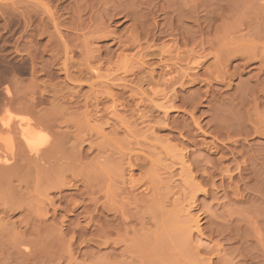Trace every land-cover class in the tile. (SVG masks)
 I'll list each match as a JSON object with an SVG mask.
<instances>
[{"label":"rangeland","instance_id":"1","mask_svg":"<svg viewBox=\"0 0 264 264\" xmlns=\"http://www.w3.org/2000/svg\"><path fill=\"white\" fill-rule=\"evenodd\" d=\"M262 110L264 0H0V264H264Z\"/></svg>","mask_w":264,"mask_h":264},{"label":"crops","instance_id":"2","mask_svg":"<svg viewBox=\"0 0 264 264\" xmlns=\"http://www.w3.org/2000/svg\"><path fill=\"white\" fill-rule=\"evenodd\" d=\"M253 126L249 127L246 131L247 134L252 135L255 140H253L250 145L254 148V152L256 154V157L261 159V162L264 166V110L262 112H259L253 122ZM260 161V160H258ZM264 170V169H263ZM35 227L27 229V227L17 228V231H14V233L20 237V238H29L31 235L34 236V238H50V239H56L60 236V233L55 228L52 230V228L47 231V228L43 230L41 233L36 234ZM1 235V234H0Z\"/></svg>","mask_w":264,"mask_h":264},{"label":"bare ground","instance_id":"3","mask_svg":"<svg viewBox=\"0 0 264 264\" xmlns=\"http://www.w3.org/2000/svg\"><path fill=\"white\" fill-rule=\"evenodd\" d=\"M10 116V115H9ZM8 119V118H7ZM23 119V118H22ZM9 123V122H8ZM6 126V125H5ZM8 199V198H7ZM5 201V200H4ZM7 201V200H6Z\"/></svg>","mask_w":264,"mask_h":264}]
</instances>
